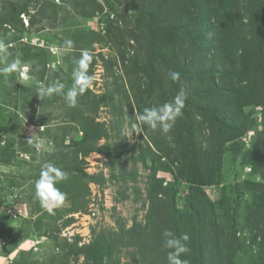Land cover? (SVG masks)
I'll return each instance as SVG.
<instances>
[{"label": "trees", "instance_id": "trees-1", "mask_svg": "<svg viewBox=\"0 0 264 264\" xmlns=\"http://www.w3.org/2000/svg\"><path fill=\"white\" fill-rule=\"evenodd\" d=\"M89 1L85 0L86 8L104 10L99 0ZM104 1L111 10L124 2L136 11L128 36L135 41L136 52L145 49L147 54L143 64L134 58L130 64L145 78V87L137 92L151 97L154 84L162 83L155 75L157 66L168 73L169 87L156 97L166 102L171 114L167 118L171 143L163 147L155 142L152 155L158 169L172 174L174 182L151 174L147 226L135 221L130 228L102 230L82 245L79 235L73 242L65 239V260L83 256V264H114L121 246H135L154 257L149 264H264V0ZM100 40L94 33L77 42L91 45ZM80 43L72 47L78 56L89 50ZM39 55L47 57L46 52ZM81 59L70 64L80 106L69 107L70 119L64 121L81 135L57 142L49 185L44 188L48 199H60L63 207L57 212L67 216L45 227L55 240L75 221L72 214L88 212V183L103 181L86 172V158L92 153L110 154L108 143H101L109 132L98 113L112 103L114 93L97 95L90 90L95 60ZM46 93L49 99L50 90ZM64 96L71 99L67 91ZM257 108L263 126L254 146L246 149L243 137L257 129ZM226 154L252 165L251 175L262 180L235 179L223 185L211 203L203 187L222 184ZM139 158L147 164V153ZM120 177L127 180L123 173ZM129 177L135 181L136 173ZM178 180L190 186L181 210L176 207ZM245 229L247 236L242 235Z\"/></svg>", "mask_w": 264, "mask_h": 264}, {"label": "rangeland", "instance_id": "rangeland-1", "mask_svg": "<svg viewBox=\"0 0 264 264\" xmlns=\"http://www.w3.org/2000/svg\"><path fill=\"white\" fill-rule=\"evenodd\" d=\"M99 1L103 11L86 8L85 0H0V264H83V256L71 257L67 263L65 239L73 242L79 235L82 245L102 230L119 231L120 225L130 228L135 221L147 226L151 174L174 182L172 174L158 169L152 155L157 150L155 142L163 147L171 143L167 123L171 114L166 102L156 97L169 87L168 73L156 64L155 75L162 83L154 84L151 97L137 92L138 87H145V78L130 64L133 58L143 64L147 54L145 49L136 52V43L128 36L136 11L124 2L115 3L111 10L104 0ZM94 33L103 40L91 45L77 42ZM79 43L89 50L79 51L78 56L72 47ZM44 52L50 60L36 56ZM86 57L95 60L90 90L97 95L114 93L112 103L98 113L109 132L101 143H108L110 154L92 153L86 158V172L103 181L88 183V212L72 214L75 221L61 229L55 240L45 227L67 216L57 212L63 207L60 199H48L44 188L49 185L50 159L57 142L81 135L64 121L70 119L69 107L80 106L71 61ZM66 91L73 101L64 96ZM260 110H255L257 129L243 137L246 149L254 146L263 126L259 125ZM145 153L148 166L139 158ZM221 169L222 184L203 187L211 203L219 198L222 186L235 179L262 180L251 175L252 165L233 160L229 154ZM132 172L135 181L129 177ZM121 173L127 175L126 181ZM176 189V207L181 210L190 186L178 180ZM248 234L249 230L242 231ZM152 257L135 246H121L114 264H149Z\"/></svg>", "mask_w": 264, "mask_h": 264}]
</instances>
